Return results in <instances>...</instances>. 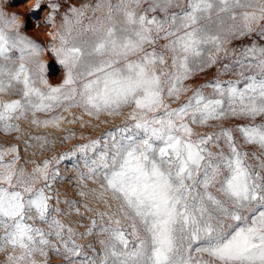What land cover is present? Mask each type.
Listing matches in <instances>:
<instances>
[{"label": "snow or ice", "instance_id": "snow-or-ice-1", "mask_svg": "<svg viewBox=\"0 0 264 264\" xmlns=\"http://www.w3.org/2000/svg\"><path fill=\"white\" fill-rule=\"evenodd\" d=\"M45 7L47 46L0 7V131L83 120L61 115L73 108L99 121L82 127L110 126L30 170L16 145L0 149V264H264V0H37L31 12ZM63 164L83 200L62 197Z\"/></svg>", "mask_w": 264, "mask_h": 264}, {"label": "rangeland", "instance_id": "rangeland-1", "mask_svg": "<svg viewBox=\"0 0 264 264\" xmlns=\"http://www.w3.org/2000/svg\"><path fill=\"white\" fill-rule=\"evenodd\" d=\"M63 2V0H62ZM85 2V0H68V3L80 5L81 3ZM88 2H92V0H88ZM37 3V0H0V7H4L8 13H19V20L24 24V27L22 31L28 35L29 37H32L35 40H38L42 45L47 46L51 40V37L48 35L50 32H53L55 29L50 26L49 24L45 23V19L48 15L49 9L47 7L43 8V10L38 12H31V9L33 6ZM67 5H65L66 7ZM63 10V9H62ZM44 17V18H43ZM30 18H37L38 20L32 21ZM42 20V21H40ZM38 23V24H37ZM37 24V27H36ZM57 24H59V19H57ZM32 25V27H31ZM35 25V26H34ZM32 28V29H31ZM45 60H51L52 56L48 54L46 51L44 54ZM57 66L54 64L53 68H56ZM215 72V69H212L208 73L207 77L201 76L195 83L203 82L205 79L211 78L213 73ZM62 70L59 72V74H55L50 76V81L55 84L60 82L62 78ZM225 79L227 77H224ZM0 99H8V97L0 96ZM72 114H75L76 116H83V120H80L77 123H67L62 121L60 123L59 127H55L51 124L47 126H37L31 124L28 120H20L18 121L20 125V132L17 133H5L3 131H0V149H7L8 147L12 145H16L20 152L21 159L17 161V165H24L27 169H31L33 165L29 162L32 160H35L37 162L42 161L45 158H50L51 156L62 152L66 149H68L73 143H76L79 141L81 135L87 136H95L97 135L102 129L109 127L110 125H100L99 127H82L85 121H92L93 125L99 124V121H96L94 118L87 116L84 114L80 109H69L65 112H62L61 115L69 118L72 116ZM127 115L125 112L124 115L121 117L111 118V121L113 124L119 123L120 120L124 118V116ZM43 118V117H41ZM104 117H101V120H103ZM201 132L209 131L211 129H204L200 128L198 129ZM26 133H31L34 135H45L48 137V139L53 140L54 143L48 146V148L42 150L39 147V143L36 141H32V147L26 146L24 141L28 139ZM75 133L72 140H67L64 143H61V138L65 135ZM5 159H10V156H6ZM61 171L64 175L71 177V179L61 181L57 187L59 188L60 193L62 194V197L66 196L67 198H73L76 200H83V198L79 197L78 195H75L76 188L74 187V180H75V172L72 169L70 164H63L61 165ZM89 187H96L95 184H93L91 181H88ZM87 203H90L93 205V207L98 208H104L105 206L103 204H100L98 201L94 199V196L90 195L87 200L85 201ZM115 202H113L114 204ZM62 207H65L62 205ZM81 212H84V208L81 206ZM88 216L93 215V213H87ZM74 219L76 217H73ZM63 219V218H62ZM80 231H83V228H80ZM86 241H81V243H84ZM3 259L2 254H0V260ZM62 258L57 257L55 255L52 256V262L53 264H60V260Z\"/></svg>", "mask_w": 264, "mask_h": 264}, {"label": "bare ground", "instance_id": "bare-ground-1", "mask_svg": "<svg viewBox=\"0 0 264 264\" xmlns=\"http://www.w3.org/2000/svg\"><path fill=\"white\" fill-rule=\"evenodd\" d=\"M44 18V17H43ZM30 20H31V22L32 21H35V20H38L37 18L35 19V18H30ZM40 21H42V20H40ZM38 24V23H37ZM37 24H36V27H37ZM35 26V25H34ZM31 27H32V25H31ZM32 29V28H31Z\"/></svg>", "mask_w": 264, "mask_h": 264}]
</instances>
